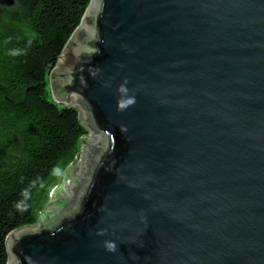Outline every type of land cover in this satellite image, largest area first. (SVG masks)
I'll return each instance as SVG.
<instances>
[{"label": "water", "instance_id": "water-1", "mask_svg": "<svg viewBox=\"0 0 264 264\" xmlns=\"http://www.w3.org/2000/svg\"><path fill=\"white\" fill-rule=\"evenodd\" d=\"M50 85L89 134L8 264H264V0H91Z\"/></svg>", "mask_w": 264, "mask_h": 264}, {"label": "trees", "instance_id": "trees-1", "mask_svg": "<svg viewBox=\"0 0 264 264\" xmlns=\"http://www.w3.org/2000/svg\"><path fill=\"white\" fill-rule=\"evenodd\" d=\"M90 2L35 0L27 23L0 9V264L9 263L8 235L38 222L89 132L79 109L54 97L49 77Z\"/></svg>", "mask_w": 264, "mask_h": 264}, {"label": "clouds", "instance_id": "clouds-1", "mask_svg": "<svg viewBox=\"0 0 264 264\" xmlns=\"http://www.w3.org/2000/svg\"><path fill=\"white\" fill-rule=\"evenodd\" d=\"M15 54H18V53H15ZM19 207V206H18ZM114 246L113 245H109V248L111 249V248H113Z\"/></svg>", "mask_w": 264, "mask_h": 264}, {"label": "rangeland", "instance_id": "rangeland-1", "mask_svg": "<svg viewBox=\"0 0 264 264\" xmlns=\"http://www.w3.org/2000/svg\"><path fill=\"white\" fill-rule=\"evenodd\" d=\"M49 79H50V77H49ZM50 88H51V85H50ZM52 90V89H51ZM64 103L63 102H60V105H63ZM88 134H89V132H88Z\"/></svg>", "mask_w": 264, "mask_h": 264}]
</instances>
